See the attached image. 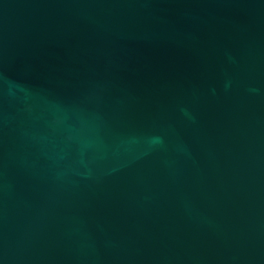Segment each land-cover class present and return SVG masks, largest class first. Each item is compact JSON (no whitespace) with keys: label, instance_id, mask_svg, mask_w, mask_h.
<instances>
[{"label":"water","instance_id":"water-1","mask_svg":"<svg viewBox=\"0 0 264 264\" xmlns=\"http://www.w3.org/2000/svg\"><path fill=\"white\" fill-rule=\"evenodd\" d=\"M0 264H264V0H0Z\"/></svg>","mask_w":264,"mask_h":264}]
</instances>
